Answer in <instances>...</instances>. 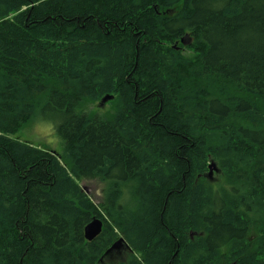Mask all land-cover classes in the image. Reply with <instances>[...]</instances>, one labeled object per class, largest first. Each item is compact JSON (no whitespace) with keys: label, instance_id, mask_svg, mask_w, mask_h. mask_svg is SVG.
I'll return each instance as SVG.
<instances>
[{"label":"trees","instance_id":"trees-1","mask_svg":"<svg viewBox=\"0 0 264 264\" xmlns=\"http://www.w3.org/2000/svg\"><path fill=\"white\" fill-rule=\"evenodd\" d=\"M36 118L60 154L14 138ZM119 238L113 264H264V0H0V264H97Z\"/></svg>","mask_w":264,"mask_h":264},{"label":"rangeland","instance_id":"rangeland-1","mask_svg":"<svg viewBox=\"0 0 264 264\" xmlns=\"http://www.w3.org/2000/svg\"><path fill=\"white\" fill-rule=\"evenodd\" d=\"M180 48H182L184 55L191 54L189 49H187L186 47L180 46ZM100 101H85L84 103H82L79 111H81L82 113L90 114L91 116L98 115L105 117L109 115L112 111L113 106L112 99L107 100V102L103 106L100 105ZM14 138H18V140H20L21 142H26L39 150H49L56 154H60V152H62V141L56 133L53 123L42 118L34 119L23 129H21V131ZM212 177L213 178H211L212 180L210 181L216 183L215 179H217V175L214 174ZM77 183L83 190V192H85L89 196L90 200L93 202L96 208L99 209L100 214L104 218H106L100 206L103 204V202L101 201V185L97 181L86 182L84 180H78ZM126 257L127 253H113L111 257H105L101 260V262L97 264H113L115 262L123 261V259H125L126 261Z\"/></svg>","mask_w":264,"mask_h":264},{"label":"water","instance_id":"water-1","mask_svg":"<svg viewBox=\"0 0 264 264\" xmlns=\"http://www.w3.org/2000/svg\"><path fill=\"white\" fill-rule=\"evenodd\" d=\"M190 41L189 37H183L181 38L180 42L183 45H186L188 42ZM113 97L110 95H107V97H103L100 101V105L103 106L107 100H111ZM216 163H214L213 161L209 163L208 166V172H209V176L213 173V171H216ZM103 222L100 221L99 219L96 218H92L91 221L84 226V239L87 242H91L94 240V238H96L102 231L103 228ZM130 248L126 245V243L124 242L123 238H119L108 250H106V252L104 253V255L102 256V258L100 259L99 262H101V260L107 256H109L111 253H113L114 251L119 252L121 250H126L127 252H130L129 250Z\"/></svg>","mask_w":264,"mask_h":264},{"label":"bare ground","instance_id":"bare-ground-1","mask_svg":"<svg viewBox=\"0 0 264 264\" xmlns=\"http://www.w3.org/2000/svg\"><path fill=\"white\" fill-rule=\"evenodd\" d=\"M184 37H186V36H184ZM181 38H183V37H181ZM181 38L179 39V42H180ZM180 43H181V42H180ZM191 43H192V39H191L186 45H183L182 43H181V45L187 47V46H189ZM175 45H176V44H175ZM112 99H113V98H112ZM214 174L217 175V179H215V180H216V182H218V181H219V177L221 176V172L219 171L218 167H216V171H213V173H212L210 176H209V172H208V168H207L206 173H204V174L202 175V177H204L205 180H208V181H209L208 178H210V177L213 178L212 176H213ZM84 181H86V182L97 181L100 185H102L97 179H96V180H84ZM93 218H96V219H99L100 221H102L100 218H98V217H96V216H94ZM190 235L192 236V234H190ZM132 253H133V252H132V250H131L129 254H132ZM233 264H234V263H233Z\"/></svg>","mask_w":264,"mask_h":264},{"label":"flooded vegetation","instance_id":"flooded-vegetation-1","mask_svg":"<svg viewBox=\"0 0 264 264\" xmlns=\"http://www.w3.org/2000/svg\"><path fill=\"white\" fill-rule=\"evenodd\" d=\"M208 179H209V181H210V180H212V179H211V177H210V178H208ZM120 252H121L122 254H125V253H127V251H126V250H121V251H119V252H113V253L119 254ZM113 253H111V254H110L109 256H107V257H111Z\"/></svg>","mask_w":264,"mask_h":264}]
</instances>
